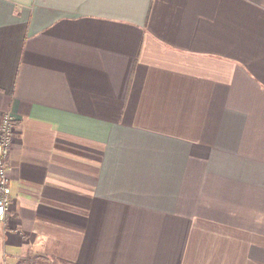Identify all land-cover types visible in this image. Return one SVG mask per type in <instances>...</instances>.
<instances>
[{
	"label": "crops",
	"instance_id": "crops-1",
	"mask_svg": "<svg viewBox=\"0 0 264 264\" xmlns=\"http://www.w3.org/2000/svg\"><path fill=\"white\" fill-rule=\"evenodd\" d=\"M7 111L0 264H264V0H0Z\"/></svg>",
	"mask_w": 264,
	"mask_h": 264
},
{
	"label": "built area",
	"instance_id": "built-area-1",
	"mask_svg": "<svg viewBox=\"0 0 264 264\" xmlns=\"http://www.w3.org/2000/svg\"><path fill=\"white\" fill-rule=\"evenodd\" d=\"M12 113L0 116V220H3L9 202L10 184L7 173V156L16 134V122Z\"/></svg>",
	"mask_w": 264,
	"mask_h": 264
}]
</instances>
